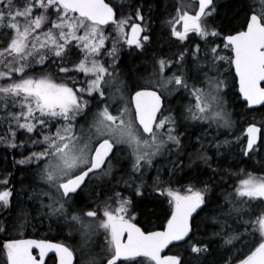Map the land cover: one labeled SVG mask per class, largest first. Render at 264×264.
Segmentation results:
<instances>
[{
    "label": "snow or ice",
    "instance_id": "6c2138e0",
    "mask_svg": "<svg viewBox=\"0 0 264 264\" xmlns=\"http://www.w3.org/2000/svg\"><path fill=\"white\" fill-rule=\"evenodd\" d=\"M195 2L0 0V264H264V0Z\"/></svg>",
    "mask_w": 264,
    "mask_h": 264
},
{
    "label": "trees",
    "instance_id": "16d2710c",
    "mask_svg": "<svg viewBox=\"0 0 264 264\" xmlns=\"http://www.w3.org/2000/svg\"><path fill=\"white\" fill-rule=\"evenodd\" d=\"M168 0H157V3L159 5V11L157 15H160L163 12V8L166 5V2ZM251 0H223L221 3L224 4V8L221 9V16L217 18V21L220 23H228L229 20H231L232 17H235L234 20H232V25L235 26L236 24L240 23L243 18L244 14L241 11V5L244 3H250ZM170 9V8H169ZM225 13H227V18H225ZM238 14V15H237ZM155 18V17H154ZM235 108L237 111L241 112L243 115L244 120H250L252 117H255L256 121L259 122L260 120L264 119V107H259L256 109H253L252 111H249L246 105H240L237 101ZM22 138V137H21ZM3 155H6L3 150H0V157ZM13 155H15L16 159L21 158V156L17 155V153L14 151ZM227 166V165H226ZM15 171V183L17 187H20V177L21 175L27 176L28 174V168L27 166H21L18 165L16 168H13L12 165V157L11 155L8 156L7 162L0 158V174H3L5 172H14ZM154 175V173H152ZM27 179L24 180V183H27ZM162 201L163 198H160ZM166 204L160 203L157 201H154L152 198H149L148 201L145 202V214L143 217H140V219L150 220L152 227L160 226L162 221L160 219L163 216V213L166 211ZM141 226H144L143 224ZM46 231L45 229H42L41 232L43 233ZM24 237H27L26 235ZM34 238H43V236L36 237L32 236ZM1 239H4L3 236H0ZM22 238V237H20ZM49 239H54V241H64L63 236H56V233L53 232L48 235ZM170 254H176V249L170 247L169 251Z\"/></svg>",
    "mask_w": 264,
    "mask_h": 264
},
{
    "label": "flooded vegetation",
    "instance_id": "af4514ba",
    "mask_svg": "<svg viewBox=\"0 0 264 264\" xmlns=\"http://www.w3.org/2000/svg\"><path fill=\"white\" fill-rule=\"evenodd\" d=\"M169 1V0H168ZM167 1V2H168ZM171 2H170V4H168V5H171V4H179V2H180V0H170ZM183 2L185 3V4H188V5H190L191 7H193V8H195L196 7V2L195 1H193V0H183ZM169 11H171V8L169 9ZM155 19V18H154ZM197 42H199V41H197ZM229 79H231V77H229ZM233 91H236V92H238V87H236L235 89H233ZM12 155H13V153H12ZM12 157V156H11ZM165 206H166V210H167V203L165 202ZM138 219H140V217H138ZM163 220H164V215L162 216V218L160 219V221H162L163 222ZM143 227V226H142ZM160 226H157V227H154V229L155 228H159ZM62 242V241H61ZM72 243H76L77 241L76 240H73V241H71ZM169 249H167V252L166 253H168V254H170L169 252ZM35 254V253H34ZM138 260H139V258H137Z\"/></svg>",
    "mask_w": 264,
    "mask_h": 264
},
{
    "label": "water",
    "instance_id": "95a60500",
    "mask_svg": "<svg viewBox=\"0 0 264 264\" xmlns=\"http://www.w3.org/2000/svg\"><path fill=\"white\" fill-rule=\"evenodd\" d=\"M193 1H195V0H193ZM237 87H238V85H237ZM241 99H242V97H241ZM253 107V109H256V108H259V107H261V106H259V105H257V106H252ZM247 108H248V106H247ZM13 174H14V177H15V171L13 172ZM14 183H15V180H14ZM4 239H1L0 238V241H3ZM55 242V241H54ZM171 247V246H170ZM167 252V249H165L162 253H161V255H172V254H167L166 253ZM51 255V254H50Z\"/></svg>",
    "mask_w": 264,
    "mask_h": 264
},
{
    "label": "rangeland",
    "instance_id": "374dc122",
    "mask_svg": "<svg viewBox=\"0 0 264 264\" xmlns=\"http://www.w3.org/2000/svg\"><path fill=\"white\" fill-rule=\"evenodd\" d=\"M170 0L168 1V2H166V4L168 5V4H170ZM221 2H222V0H221ZM230 99H231V97H230ZM236 119H237V121L239 122L240 121V117H236ZM246 126V125H245ZM3 130L2 129H0V132H2ZM236 134L237 135H240V132L239 131H237L236 132ZM16 152V151H15ZM17 153V155L19 156V153L18 152H16ZM26 154V153H25ZM18 159H20V158H18ZM145 264H147V261H145Z\"/></svg>",
    "mask_w": 264,
    "mask_h": 264
},
{
    "label": "bare ground",
    "instance_id": "6f19581e",
    "mask_svg": "<svg viewBox=\"0 0 264 264\" xmlns=\"http://www.w3.org/2000/svg\"><path fill=\"white\" fill-rule=\"evenodd\" d=\"M223 1V0H222Z\"/></svg>",
    "mask_w": 264,
    "mask_h": 264
}]
</instances>
